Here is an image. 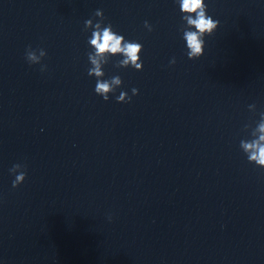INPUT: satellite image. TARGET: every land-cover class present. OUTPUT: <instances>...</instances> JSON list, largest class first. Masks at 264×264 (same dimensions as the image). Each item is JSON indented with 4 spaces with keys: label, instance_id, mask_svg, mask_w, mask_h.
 <instances>
[{
    "label": "clouds",
    "instance_id": "obj_1",
    "mask_svg": "<svg viewBox=\"0 0 264 264\" xmlns=\"http://www.w3.org/2000/svg\"><path fill=\"white\" fill-rule=\"evenodd\" d=\"M181 12V18L184 24L181 27L183 39L186 42L187 57L190 60L200 58L204 54L205 37L211 36L217 30L219 21L208 15V5L205 0H177ZM99 21L95 24L92 19L85 20V29H94L88 40L89 45L94 51L88 53V60L92 67L88 69V75L96 78L95 93L103 98L104 101L109 100V94L115 93L116 89L122 85V80L119 76H114L110 80H104L105 75L103 66L109 62L112 56L120 55L123 58L118 61L117 67L128 68L132 67L138 71L142 70L143 63L140 59V54L143 50V45L135 41L125 40L123 35L113 31L112 25L109 23L103 25L105 20L103 11L97 9L94 13ZM145 28L152 31V25L148 21L144 22ZM37 51L39 54H37ZM47 55L44 49L33 50L31 46L26 50V60L31 64H40L42 58ZM175 58L170 63L175 64ZM46 70V65L41 66V71ZM132 95L138 94V89L133 88ZM117 102H131V97L126 92H120L116 97ZM249 110L255 112L256 105L248 106ZM260 119L256 127L252 131L251 140H241L240 147L246 154L249 163H254L260 168H264V112H261ZM250 127L245 125V128ZM10 172L15 175L12 182L13 188L18 187L26 179V171L22 170V165L15 164L10 169ZM18 173V174H17ZM111 219V217H109Z\"/></svg>",
    "mask_w": 264,
    "mask_h": 264
}]
</instances>
